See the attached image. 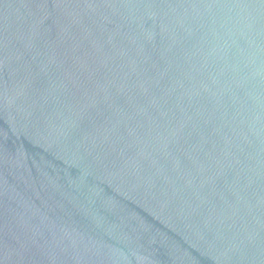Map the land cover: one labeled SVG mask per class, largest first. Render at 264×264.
Listing matches in <instances>:
<instances>
[{
    "label": "water",
    "instance_id": "water-1",
    "mask_svg": "<svg viewBox=\"0 0 264 264\" xmlns=\"http://www.w3.org/2000/svg\"><path fill=\"white\" fill-rule=\"evenodd\" d=\"M0 264H264V0H0Z\"/></svg>",
    "mask_w": 264,
    "mask_h": 264
}]
</instances>
